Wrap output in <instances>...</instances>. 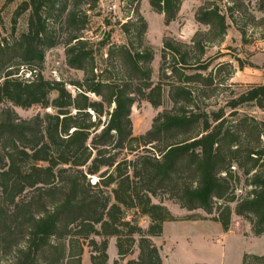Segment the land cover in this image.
Wrapping results in <instances>:
<instances>
[{"label":"trees","instance_id":"obj_1","mask_svg":"<svg viewBox=\"0 0 264 264\" xmlns=\"http://www.w3.org/2000/svg\"><path fill=\"white\" fill-rule=\"evenodd\" d=\"M183 1L149 3L169 24ZM204 1L196 19L209 29L190 43L164 37L157 83L141 0H128L133 14L117 22L124 43L112 41L114 24L101 0L0 2V104H10L0 109V251L11 264H107L113 236L114 264H164L153 237L166 221L181 219L153 200L161 193L189 211L213 214L225 231L238 215L255 235L264 234V122L209 109L202 97L214 73L201 72L211 65L208 45L223 40L229 20L244 34L242 19L255 20L250 3L264 13V0ZM96 17L103 20L94 27ZM58 45L67 64L84 72L71 82L75 92L41 73L46 51ZM21 66L30 70L25 77ZM167 89L172 107L134 135V103L160 106ZM251 102L264 107V83L248 85L226 105ZM11 105L51 110L23 118ZM242 183L246 193L239 195ZM142 216L150 219L147 227ZM86 245L90 263L83 262ZM241 264H264V254L245 252Z\"/></svg>","mask_w":264,"mask_h":264},{"label":"rangeland","instance_id":"obj_2","mask_svg":"<svg viewBox=\"0 0 264 264\" xmlns=\"http://www.w3.org/2000/svg\"><path fill=\"white\" fill-rule=\"evenodd\" d=\"M205 4L204 0H184L177 17L169 24H166L163 13L155 11L149 0H141L140 12L148 23L146 38L156 52L152 62V80L154 83H157L160 77L161 49L165 36L190 43L198 31L209 29L208 25L196 19L198 9ZM1 5L2 3H0V7ZM220 5L224 8L225 2H221ZM100 6L103 10V15H108L114 24L112 41L115 43L126 42V35L117 22H125L129 18L128 16L133 14V6L129 5L128 0H101ZM248 13L253 14L255 20L253 21L250 15H247V19H242L240 23L242 25L245 24L244 34L236 24L229 20L230 25L223 40L208 45L206 56L211 58V65L207 70H201V72L208 74L213 70L214 84L209 88H205L209 96L207 98L202 97V101L209 105V109L217 110L224 107L227 115L236 110L234 119L249 116L264 122V107H259L253 102L240 105L236 109H231V107L226 105L230 98L240 93L248 85L264 83V13L257 10L255 2L250 3ZM94 20V27H96L101 24L103 17H96ZM2 31L3 28L0 24V34ZM90 35H92L91 32ZM29 71L27 66H21L18 75L25 77ZM41 73L47 79L64 80L67 87L73 92H75V88L71 82L82 80L84 77L83 70L72 68L67 64L63 45H58L46 51L45 60L41 66ZM50 96L51 98L56 97L57 92L53 91ZM93 97L96 98L95 96ZM6 105L10 104L1 103L0 109ZM172 105L168 89L164 93V103L160 106L155 107L146 99L136 101L132 107L131 114L134 135H140L149 130L158 113L171 108ZM11 106L23 118H31L39 112L51 110V108H44L41 105H33L28 108ZM237 193L239 195L246 193L243 183L239 186ZM153 200L155 202L163 201L183 223L167 227V233L178 240L175 241L165 235L154 240L159 246L163 258L169 260L171 255L173 256V251L176 250L178 242L182 244V248L179 249L180 253L186 259L210 261L212 264H240L242 252H248L249 249L256 248L254 244L234 236L235 234L249 235L247 230L250 226V221L243 216L233 215L234 219L230 227L232 236L227 237L222 226L220 227L216 221L211 219L213 214H208L203 209L189 211L162 193L157 197H153ZM232 206L234 208L235 203ZM133 212V210L128 211L129 218L132 217ZM196 215L203 218L188 219L189 216ZM139 222L144 227H147L150 219L142 216L139 217ZM93 237L98 241L101 240L99 236ZM116 241V236L109 238V259L107 264H114V261L119 258ZM211 242L216 244H210ZM91 253V246L86 245L83 254L84 263H90ZM137 255L138 252L136 251L128 256L127 259L135 258ZM11 261V255L0 251V264H11Z\"/></svg>","mask_w":264,"mask_h":264},{"label":"crops","instance_id":"obj_3","mask_svg":"<svg viewBox=\"0 0 264 264\" xmlns=\"http://www.w3.org/2000/svg\"><path fill=\"white\" fill-rule=\"evenodd\" d=\"M171 212L175 216H177L172 210H171ZM216 223H218L220 225V227L222 226L219 222H216ZM178 224H183V223L180 220L166 221L164 223L163 234L161 236H155V237H153V239L155 240V239L165 235V236H167V237H169L171 239H174L175 241L178 240L176 237H173L172 235H169L167 233V227L168 226H170V225H178ZM231 226H232V224H231ZM231 231L232 230H230V229L228 231H224L226 233L227 237L232 236ZM247 231L249 232V235L235 234L234 236L242 238L243 240H245V241H247V242H249L251 244H254L256 246V248L249 249L248 252L256 253V254H264V234L259 235V236L255 235L253 233L251 224H250V226H249ZM210 244H216V243L211 242ZM180 248H182V244L178 242L176 250L173 251V256L171 255V258L169 260L167 258H163L164 264H196L198 262H206L208 264H212L210 261L196 260V259L188 260L185 257H183V255L180 253V250H179ZM245 252H247V251H243L242 252L240 264L242 262V257H243V254Z\"/></svg>","mask_w":264,"mask_h":264}]
</instances>
